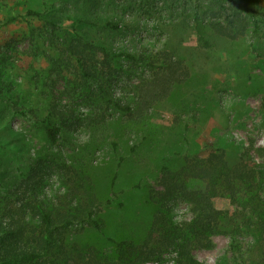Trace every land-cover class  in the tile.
I'll return each mask as SVG.
<instances>
[{"label": "rangeland", "instance_id": "374dc122", "mask_svg": "<svg viewBox=\"0 0 264 264\" xmlns=\"http://www.w3.org/2000/svg\"><path fill=\"white\" fill-rule=\"evenodd\" d=\"M200 4L195 0H0V91H9L0 92V211L13 202L15 190L32 168L40 171L41 193L56 201L66 192L60 170L65 162L77 169L73 168L78 181L84 183V199L87 194L103 202L110 197L109 182L116 177V189L123 192L115 200L124 206L104 207L105 231L140 238L155 209L145 191L156 185L159 165L177 159L182 151L206 156L214 147L229 152L236 149L231 155L261 171L264 179V37L248 29L236 39L217 37L210 46H201L191 21ZM28 8L43 12V18L23 17ZM9 14L17 18L6 24ZM75 18L84 21L80 27L88 39L115 55L140 47L154 51L177 46L190 71L189 79L156 105L140 125L111 116L95 131H64L56 143H50L36 122L48 104L73 105L83 115L92 109L84 99L76 98L79 68L65 51ZM106 20L118 29L103 26ZM95 50V60L100 57L101 61V49L97 46ZM101 67L105 76L108 70ZM112 89L120 94L121 84L115 83ZM185 122H189L188 130ZM112 141L117 142L116 152ZM135 143L139 145L131 153ZM119 155L126 159L117 167ZM261 190L264 197V186ZM214 205L229 211L238 208L220 194ZM173 215L177 221L189 219V205L178 202ZM77 239L100 249L110 247L89 228ZM214 243L212 248L196 249L195 258L203 264H221L231 256L225 235H215ZM143 264H174V254L168 251L159 261Z\"/></svg>", "mask_w": 264, "mask_h": 264}, {"label": "trees", "instance_id": "16d2710c", "mask_svg": "<svg viewBox=\"0 0 264 264\" xmlns=\"http://www.w3.org/2000/svg\"><path fill=\"white\" fill-rule=\"evenodd\" d=\"M195 1L201 4L199 12L194 11L191 17L192 31L201 46H210L217 37L236 39L248 29L253 35L264 37V0ZM27 16L43 18L44 13L28 8L23 17ZM16 18L9 14L4 23ZM81 23L84 21L80 18L70 23L71 41L65 51L79 68L76 98L84 99L92 109L83 115L73 105L48 104L36 122L50 143H56L64 131H95L111 116H123L126 124L140 125L156 105L167 100L190 77L177 46L165 45L154 51L140 47L115 55L88 39ZM103 26L118 29L107 20ZM97 46L103 54L101 61L98 57L99 62L95 60ZM98 66L108 70L105 76ZM91 83L95 86L90 87ZM115 83L121 84L120 94L112 89ZM1 89L2 93L9 92ZM101 107L104 111L97 112ZM13 109L18 112L16 104ZM183 126L188 130L189 122ZM138 145L133 144L129 151L134 152ZM111 147L116 152L117 142L112 141ZM235 152L238 151L214 147L206 156H200L186 150L178 153L177 159L162 162L156 185L145 191L155 209L140 238L118 237L105 231L104 207L115 203L124 206L122 201L115 200L123 192L116 189L115 176L109 182L110 197L97 202L85 194L84 199V183L78 181L76 168L62 162L60 170L65 176L66 192L52 201L39 189L40 171L32 168L15 190L13 202L0 211V264H143L159 261L168 251L174 254V264H203L195 258L194 251L212 248L214 236L219 234L229 239L231 253L221 264H264V197L260 194L263 174L231 155ZM125 159V155L117 156L116 166L120 167ZM28 191H32L30 196ZM218 194L238 208H217L214 199ZM180 201L189 205L191 215L187 220L174 218L173 208ZM88 228L110 247L100 249L79 242L78 234Z\"/></svg>", "mask_w": 264, "mask_h": 264}]
</instances>
